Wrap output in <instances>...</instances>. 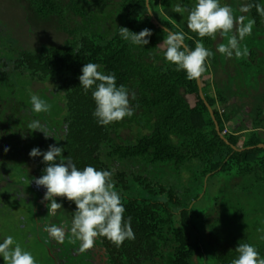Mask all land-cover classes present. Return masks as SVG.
<instances>
[{"label": "trees", "instance_id": "obj_1", "mask_svg": "<svg viewBox=\"0 0 264 264\" xmlns=\"http://www.w3.org/2000/svg\"><path fill=\"white\" fill-rule=\"evenodd\" d=\"M240 1L230 0L231 10L256 3L264 6V0H245L241 5ZM27 2L39 21L56 22L64 39L58 44L23 48L10 29L0 27V182L7 184L0 190L2 197H7L0 207L11 210H1L0 240L21 232V224L14 223L11 213L23 215L27 203L17 201L12 192L16 185H24L25 166L33 160L29 151L33 147L46 151L49 146L50 139L46 141L43 133L28 128L31 121L39 120L52 135L53 144L62 146V154L78 168L92 165L113 173L114 190L125 206V218H131L135 239L117 247L99 236L109 264H194L202 257L204 246L211 249L219 264H231L238 257V243L254 245L264 257V148L258 147L264 145V105L253 109L255 117L241 119L240 126L230 125L241 113L240 104L231 102L232 96H238L236 82L242 80L248 87L251 84V78L241 72L247 63L251 65L255 53L250 50L245 57L247 52L240 50L243 56L234 58L236 76L230 75L229 84L221 86L217 79L227 60L216 51L221 34L203 39L204 46L215 55L209 58L201 77L202 91L227 143L219 136L200 96L198 80L187 79L163 58L167 46L162 44L168 32H184L189 48L200 39L188 30L187 13L174 11L177 5L190 8L193 0H149L151 11L167 31L153 20L146 0ZM249 15L260 26L264 16L254 6ZM236 22L240 27V21ZM120 27L136 33L149 28L153 35L145 47L134 46L120 37ZM261 31L258 43L264 38V29ZM86 63L99 64L100 70L115 74L118 85L127 87L132 117L107 127L97 124L92 116L95 104L91 93L85 94L79 85L78 77ZM259 75L256 89L242 98L264 99V92L258 89ZM34 94L50 105L47 113L32 112L30 97ZM188 97L195 100L194 105ZM5 147L9 151L5 152ZM192 162L195 176L188 181L185 174ZM127 163L138 166V170L126 172L123 165ZM171 180L188 184L181 192L180 186L167 190ZM62 206L58 211L72 219L75 204L64 199ZM30 214L37 216L35 210ZM35 228L37 231V224ZM35 237L47 252V260L52 261L45 240L38 233ZM72 241L80 247L81 242L68 235L64 241L67 249Z\"/></svg>", "mask_w": 264, "mask_h": 264}, {"label": "clouds", "instance_id": "obj_2", "mask_svg": "<svg viewBox=\"0 0 264 264\" xmlns=\"http://www.w3.org/2000/svg\"><path fill=\"white\" fill-rule=\"evenodd\" d=\"M253 6L260 16H264V6L259 3L249 4L241 10L247 12ZM174 11L187 13L186 26L200 39L196 40L194 48H189L184 43V32H168L166 40H163V44L167 46L163 58L170 66H174L176 71L184 72L187 79L198 80L205 73L209 58L215 55L204 46L203 39L205 37L214 39L217 32L221 34L231 32L236 18L231 8L226 4L222 5L221 0H193L190 8L177 5ZM243 19L244 17L239 18L241 22L238 29L239 39L233 35L227 45H218L217 52L228 58L242 55L239 41L252 34L255 23L254 20H250L243 24ZM119 35L134 46L145 47L153 33L149 28L136 33L126 27H120ZM100 68L99 64L86 63L82 66L78 79L85 94L91 93L95 104L92 116L98 125L107 127L114 122L123 121L126 117H132L134 109L130 105L127 87L117 84L115 74L105 73ZM30 103L34 113H47L50 109V105L35 94L30 97ZM28 128L43 133L45 138L50 136L39 120L31 121ZM64 150L62 146L51 144L46 151L33 147L28 155L30 158L42 157V162L46 164L43 175L35 178L34 182L36 186L45 189L43 200L50 203L51 210L63 207L62 203L57 202L56 197H63L75 204L71 234L81 242V251L91 248L95 238L99 236L105 237L117 247L123 245L126 240H134L131 218H125V206L121 202L120 194L114 190L112 171L97 169L92 165L78 168L76 163L62 154ZM4 151L7 152L9 149L5 147ZM45 231L50 238L63 243L66 231L63 227L47 226ZM235 250L238 257L233 259L231 264H264V257L250 243H238ZM0 260L3 264H36L32 253L22 248L12 235L0 240Z\"/></svg>", "mask_w": 264, "mask_h": 264}, {"label": "rangeland", "instance_id": "obj_3", "mask_svg": "<svg viewBox=\"0 0 264 264\" xmlns=\"http://www.w3.org/2000/svg\"><path fill=\"white\" fill-rule=\"evenodd\" d=\"M64 4L68 1V0H61ZM245 3V0H241L240 1V5ZM228 5L230 7V0H224L222 2V5ZM239 5V6H240ZM24 7L27 9V13H26V9H24ZM242 7H234L232 9V14L234 16V18H236V21H239L240 17H244L242 23L243 24H247L250 20H253L252 17L249 15V11H247V14H245L244 11L241 10ZM30 6L29 3L27 2V0H0V27H4L5 29H10L13 37L20 40L23 48H30V47H37L41 44H45L48 45L50 43H62L63 41V37H62V33H58L57 29H56V22H51V23H47L45 21H39L38 18H36L32 12H30ZM29 11V12H28ZM239 23V22H236ZM234 23V27L232 29L231 32L226 33V34H221L218 37V43H220L222 41V39L225 41L224 45H227L228 40L233 36H237V39H239L238 37V29L239 27L236 26ZM241 24V22H240ZM237 30H235V29ZM264 29V19L260 22V26L257 25L256 23H254L253 29H252V34L250 36H246L242 41H239V48L242 51V53H246L245 57H248L249 54V50L251 47V44L256 45V47H260L262 45L257 44L258 41L260 40L259 37L262 35V31ZM166 46V44H163L162 47L164 48ZM222 55V54H221ZM222 58L225 59H232L226 57L225 55H222ZM264 57H258V56H254L253 60H251V65L250 63H247L246 68L244 70V72H241V75H245V77L251 78L249 79V87L246 85L242 84V81L239 80L237 81V84L239 85V87H236L235 90L237 91V95L238 97L242 94V91L244 89H256L257 87V83H256V76L258 74L257 69L259 68V65L255 62V60H259V59H263ZM234 73L235 70L232 69ZM259 82V79H258ZM258 89H261L259 87V83H258ZM257 89V90H258ZM215 92V90H214ZM259 93H263L262 90H259ZM188 101L190 104L194 105L195 104V100L191 97H188ZM261 102V103H260ZM260 103V104H259ZM264 105V99L263 98H257L254 100L253 96H251L249 99H247L245 101V105L241 106V113L243 115V119L246 120V118H248L249 116H251L252 118L256 116V114L253 111V109H257L258 105ZM242 121V120H240ZM1 124H3L1 122ZM238 120L237 118H235L233 124L231 125V127H238ZM44 135V134H43ZM50 135L49 137H47L48 139H50L49 145L53 144L52 141V135ZM62 135V134H61ZM45 138V136H44ZM46 138V141H47ZM48 148V147H47ZM132 165V166H131ZM194 162L189 163L188 167L191 170H186V174H185V178H187L186 180L189 181L190 178H192V176H195V173L193 171L194 168ZM29 169L30 174L35 175V177L39 178L40 174L39 172H43L44 168L46 167V164L43 166V163L41 161L40 157H35L32 160V163H29L26 166ZM123 168L127 171H137L138 170V166H135L133 163H127L125 164V166L123 165ZM130 170H129V169ZM201 169H198V172H201ZM25 178H29V176L26 174ZM24 178V179H25ZM188 181L183 182H179V181H175V180H171L170 183L167 185L166 189H170V188H176L179 187L178 191L181 192V190L185 189V185L188 184ZM186 183V184H185ZM207 183V182H206ZM182 184V185H180ZM6 182H0V190L2 186H6ZM23 187H25V183L24 185H21ZM38 187V186H37ZM41 188V187H38ZM31 194L33 195V197L35 196V191L32 192ZM133 195H137V193H133ZM2 193H0V197L3 201L6 200L7 197H2ZM64 199L63 197H56V200L58 203H64ZM40 203L43 205H46V207H43L41 210L44 211V208H47L48 205V201H44L43 199L40 200ZM50 204V203H49ZM0 206H2L1 202H0ZM1 210H4L7 213V209L4 207H0V215L4 214V211L1 212ZM31 210H32V205L31 203H27L23 208H22V213L23 215L19 216L17 212L15 213H11L12 218L15 219L14 223L18 225L21 224L20 226H18V231H21L20 233L17 234V237H14L15 241L17 243L20 244V246L28 251H30L32 253V255L35 257L36 260V264H46L43 263V260H45L46 262H48L49 264H52V262L50 260H47V252L43 251L41 246H39L36 242V222H33V220L37 219L38 220H42L44 217L47 216V213H42L43 218H38L35 214L31 215ZM57 209H55L54 211L56 212ZM9 212V211H8ZM21 213V212H19ZM21 213V214H22ZM50 214H52V212H49ZM64 213V212H61ZM18 215V216H17ZM17 216V218H16ZM57 219V218H56ZM255 220V218H254ZM46 221V220H45ZM30 222V224L28 223ZM70 222H72V219H70ZM27 225V229H21L24 226L26 227ZM32 225V227L30 228V232L32 231L33 233V237L30 238V236H28V226ZM48 226L47 222L41 221L39 223V227H40V238L42 237L43 239H45L43 234H47V232L45 231V228ZM49 235V234H48ZM72 235V234H71ZM264 236V235H263ZM41 238V239H42ZM49 241V239H46V242ZM55 241V240H53ZM56 243V241H55ZM204 246V245H203ZM92 248L94 249V244L92 246ZM52 251H54V248L52 249ZM211 249H209L207 246L203 247V253H202V257H200V259H195L193 261L194 264H219L216 260L213 259L212 254H211ZM50 255V254H49ZM51 256V255H50ZM0 264H3V261L0 260ZM61 264H65L63 262H61ZM94 264H106V258H105V254H101L100 256H97L95 258V262Z\"/></svg>", "mask_w": 264, "mask_h": 264}, {"label": "flooded vegetation", "instance_id": "obj_4", "mask_svg": "<svg viewBox=\"0 0 264 264\" xmlns=\"http://www.w3.org/2000/svg\"><path fill=\"white\" fill-rule=\"evenodd\" d=\"M26 170H27L26 174L29 176V178L24 179L25 187L21 185H16L14 187L15 190L12 193L16 197L17 201L25 200L26 203H31L33 205L32 210L36 211L38 218H43V215H42L43 212L47 213V216H46L47 219L43 218L42 220L34 221L36 222L38 226V230L36 233H38V235L40 236L39 223L41 221L47 222L48 226L63 227L66 230L63 243H58V242L55 243V241H53L54 239L50 238L48 233L43 234L45 237V239H43L45 240L43 244L45 243V246L48 245V249L51 254L50 257L52 259L51 261L52 264H61V262L65 264H94L95 258L97 256H100L101 254L103 255L105 254L106 264H109L110 262L108 261V257L106 255L107 254L106 248L100 245V243L98 242V237L95 238L94 240V249L91 247L87 249L85 252L81 251L79 246H75V241L70 242L69 248L68 249L66 248L64 241L67 239L68 235H71V226H72L69 216H66V214L59 212L58 209L56 210V212L54 210H51L49 205L47 208H44L45 209L44 211L41 210L43 207H46V205L44 204L42 205L40 203V200L43 199L44 197L45 189L42 186H40L41 188H38L34 182V179L37 177H35V175L30 174L29 169L27 167H26ZM39 174L40 176L43 175L42 172L41 173L39 172ZM31 191L32 192L35 191V194L38 193L37 195L38 198L34 199L35 196L33 197V195L31 194ZM2 201L3 200L1 199V204H2ZM34 202L36 203V205L34 204ZM7 210L11 211L8 208ZM49 212H52V214H50ZM58 219L61 220L59 223L57 221ZM47 238L49 239V241L46 242ZM75 240L78 241L77 239ZM53 248H54V251H52Z\"/></svg>", "mask_w": 264, "mask_h": 264}, {"label": "crops", "instance_id": "obj_5", "mask_svg": "<svg viewBox=\"0 0 264 264\" xmlns=\"http://www.w3.org/2000/svg\"><path fill=\"white\" fill-rule=\"evenodd\" d=\"M237 25V24H236ZM238 27H239V25H238ZM222 41H223V39H222ZM222 41L219 43V44H221L222 43ZM262 42L264 41V38L261 40ZM261 41H260V43H257V44H260L261 45ZM253 46V45H252ZM251 50V51H250ZM250 52H252V53H255V57L256 56H258V57H264V46H260V47H252V48H250ZM251 54V53H250ZM243 56V55H242ZM234 58H236V56L235 55H233V57H232V59H227L226 60V67H223V70H224V72H220V77H218V79H217V81L219 82V84L221 85V86H224V84L226 83V86H227V84H229V79H230V75H232V76H236V74L233 72V70L232 69H234L235 70V72H237V68H236V66H237V64H236V62H235V60H234ZM255 62L259 65V68L257 69V72H258V75H259V87L261 88L260 90H262L263 92H264V58L263 59H259V60H255ZM226 72H229V74H226ZM239 81V80H238ZM242 81V80H241ZM236 84H237V82H236ZM242 84L243 85H246L243 81H242ZM237 87H239V85L237 84ZM252 88H250V89H244L243 91H242V94L238 97V96H232L231 97V102H232V104H236V103H238V104H240L239 106L241 107L242 105H245V101L247 100V99H249V98H247V99H244V98H242V96L245 94L246 96H248V91L249 90H251ZM229 91V89L227 88V87H225V92L227 93ZM252 91V90H251ZM241 109V108H240ZM238 115H240V116H238ZM237 115V120H238V125L237 126H240L241 125V119H243V115H242V113H240V114H238ZM233 123L231 122V124L230 125H232ZM230 127V126H229Z\"/></svg>", "mask_w": 264, "mask_h": 264}, {"label": "water", "instance_id": "obj_6", "mask_svg": "<svg viewBox=\"0 0 264 264\" xmlns=\"http://www.w3.org/2000/svg\"><path fill=\"white\" fill-rule=\"evenodd\" d=\"M147 7H148V9H149V7H150V6H149V0H148V2H147ZM150 14H151L153 20L156 22V24L159 25L162 29H165V27L162 26V25L159 23V21L156 19L155 15L153 14L152 11H151ZM198 85H199V88H200V96H201V98L205 101V104L207 105V107H208V109H209V113H210V115H211V117H212V119H213V121H214V123H215V126H216V129H217L218 133H219V136H220L225 142L228 143L227 139H226V138L224 137V135L220 132V126H219V123H218V121H217V119H216L214 109H213V108L208 104V102L206 101L205 95H204V93H203V91H202V80H201V78L198 79ZM258 147H260V148H264V145H259ZM233 149H234L235 151H239V152H241V151L244 150V149H242V148H236V147H233ZM250 149H252V148H250Z\"/></svg>", "mask_w": 264, "mask_h": 264}, {"label": "bare ground", "instance_id": "obj_7", "mask_svg": "<svg viewBox=\"0 0 264 264\" xmlns=\"http://www.w3.org/2000/svg\"><path fill=\"white\" fill-rule=\"evenodd\" d=\"M218 132V131H217ZM36 215V214H35Z\"/></svg>", "mask_w": 264, "mask_h": 264}]
</instances>
